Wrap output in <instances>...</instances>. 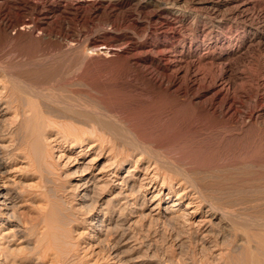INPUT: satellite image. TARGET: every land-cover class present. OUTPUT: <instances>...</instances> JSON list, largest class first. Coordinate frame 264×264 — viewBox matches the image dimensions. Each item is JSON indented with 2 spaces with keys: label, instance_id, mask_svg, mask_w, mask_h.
<instances>
[{
  "label": "rangeland",
  "instance_id": "1",
  "mask_svg": "<svg viewBox=\"0 0 264 264\" xmlns=\"http://www.w3.org/2000/svg\"><path fill=\"white\" fill-rule=\"evenodd\" d=\"M260 1L259 7L257 4L251 8L252 10L250 9V14L255 17L263 14L261 10L264 9V0H257V2ZM11 13L14 15L13 11ZM100 17L95 20L91 19L90 22L76 21L75 31L94 34V32H100L102 27H109L111 21L107 19V16L103 14V17ZM124 26L122 27L123 32L127 31L126 28L129 32H133L132 28ZM92 28L94 31H91ZM188 29L191 31L194 29V31L191 32ZM184 30L189 34L196 33L194 26H189ZM137 36L141 37V34ZM26 41L23 39L22 45L18 43L10 47L1 40L0 62L10 65L15 71V62L19 64L17 66H22L21 62L25 61L28 52L35 63L55 62V64L47 65L51 69H38L41 74L37 69L34 70L36 76L41 78L46 72L49 74L48 70L51 71L57 65L55 75L51 76L54 77V82L69 78L70 85L68 83L64 85L68 84L66 86L71 89H79L80 93L78 92L77 96L79 95L82 100L90 103L99 104L101 100L107 99L115 101L114 104H122L121 106L128 110V115L132 119L135 118L133 121L138 120L137 123H141L140 125L143 126V130L152 143L145 146L142 154L139 150L134 154L130 152L132 154L127 159L126 167L120 173L123 175L130 170L132 175L129 177L130 183H135L136 193L130 194L128 190L127 198L117 197L116 199L115 194L117 195L125 185L118 184L121 181L120 178H115L112 183L105 179L98 183L99 191L96 189V194L100 196L95 198V203L92 199L83 201L80 198L83 191L74 187L84 169L83 160L85 163L87 161L91 163L89 165L93 173L107 169L113 160L108 158V151L103 155H97L98 148H95L89 151L79 163L75 162L73 158L79 155L80 146L79 144H74L73 147L72 145L66 146L64 139L72 138V141H75L76 134L88 131V128L90 132L91 127L80 122L50 116V126L46 127L45 132L42 131L45 150L41 157L44 158L41 159L40 152L32 148L23 150L24 152L17 151L10 158L9 156L4 158L8 164L11 163L8 166L11 171L8 178L11 182H15V186L21 192L23 191L24 203L22 202L20 211H23L25 218L29 217L27 220L32 219L30 221L34 222H31V225L28 221L29 234L26 238L28 241L22 238L20 241V237L11 236L14 240L10 237L5 239L4 243H0V247H3V249L0 248V252H7L12 259L17 256V259L9 261L10 264H139L135 262L138 257L142 264L219 263L221 253L226 250L219 249L220 246L216 244L222 239L218 235V225L215 226L216 224L209 220L207 210L210 203L208 202L213 200L211 202L213 204L233 205L235 209L237 206L236 210L240 213L253 215L264 213V47L251 44L239 56L236 55L229 61L226 72H224L225 79L230 83V95L237 100L235 107L239 111L248 110L254 113L252 122L244 125L247 115L242 116L240 112L229 120L206 117L184 98H178L171 93L140 83L135 79L127 61L123 58L98 57L96 61L93 59L94 64L90 65V69H84L79 66L83 64L82 57H85L83 53L88 52L84 44L77 54L68 56L65 51L59 49L57 41L47 40L43 43L28 40L29 46L24 44ZM63 48L65 49V43ZM208 69L213 77H209L207 84H211L215 75L220 73L219 66ZM17 70H22V68ZM4 73L0 71V79L4 80ZM0 85V95H3L5 93L3 82ZM256 93H259L258 98L255 97ZM33 103L36 108L39 107V102ZM48 106L55 108L52 111L59 109L53 105L48 104ZM13 108L5 113V122L4 120L0 122V127H3L0 128V132L5 130L7 132H4L6 135H3L4 137L0 140L1 144L4 143L6 152L15 148V136L11 132L15 127L17 114L15 107ZM104 133V130H100L91 137L98 139L104 137ZM105 137L110 136L105 135ZM56 139L58 140L55 141ZM81 148L87 151L89 146L85 145ZM60 188L66 189L63 196H57L63 193L59 191ZM70 192L74 194L71 193V195ZM68 194L73 196V199ZM107 201L112 202L110 206L118 203L115 207L122 206L119 209L124 208L126 217L128 216L125 224L118 226L119 228H113L114 230L108 229L105 221L103 224H100L97 219L91 221L95 213L99 214V218L104 217V213L98 212L104 207L103 204H107L105 203ZM52 203L53 205L55 203L58 209L62 208L57 209L58 214L53 213L55 215H52L49 207ZM59 211L65 212V217ZM51 216L53 219L50 218ZM214 220L218 221L219 218ZM121 229L125 230L122 232ZM111 230L115 232L112 231V233ZM122 234H124L123 238H120ZM28 242L29 245H27ZM112 243L119 246L121 259L126 261L113 256ZM204 248L208 250L203 251Z\"/></svg>",
  "mask_w": 264,
  "mask_h": 264
},
{
  "label": "bare ground",
  "instance_id": "2",
  "mask_svg": "<svg viewBox=\"0 0 264 264\" xmlns=\"http://www.w3.org/2000/svg\"><path fill=\"white\" fill-rule=\"evenodd\" d=\"M257 4L259 7L261 1L0 0V39L10 47H13L18 43L21 44L23 39L43 43L47 40L50 42L57 41L56 43L58 44L59 49L65 51L68 56H70V54L74 56V54H77L80 49L82 50L85 45L88 52L83 53L85 55L84 58L81 56L82 59H84L83 64H79V66H82L84 69L89 68L93 63V59L96 61V58L98 59V57L123 58L127 61L135 79L140 83L171 93L178 98H184L188 103L192 104L200 114L203 116L206 115V117L211 116L218 119L229 120L232 119L237 112H240L242 116L247 115L246 123H244V125H248L252 122L254 113L248 112V110L239 111L235 107L237 100L230 95V83L225 79L224 72H226V67L229 61L236 57V55L239 56V54H241L246 48H249L251 44H258L264 47V9L262 8L261 11L263 14L260 16L255 17L250 14V9ZM12 11L14 12V15H11ZM103 14H105L107 19L111 21L109 27H102L99 30L100 32H94V34L75 31L74 24L76 21L90 22L91 19L95 20L97 17H103ZM124 25L132 28L133 32H129L128 28H126V32H123L122 27H125ZM189 26L195 27V34H189V32L184 30ZM93 28L91 31H94ZM192 31H194V29ZM140 34L141 37H138L137 35ZM27 41L24 44L29 46ZM63 42L65 43V49H62ZM25 51L29 50L25 49ZM73 58L70 59L73 60ZM51 64H55V62L35 63L30 52L26 53L25 61L21 62L22 66H17L19 64L15 62V71H13L10 65H5L0 62V71L5 72L4 80L0 79V83L3 82L4 84L3 89L5 92L3 95H0V122L3 120L5 122V113L10 108L14 109L13 107H15L17 114L15 127L11 132V134H14L13 136H15V148L11 149V146L7 147V149L11 150H9L10 152H6L5 145H3L4 143H0V243H4L11 236L13 238L15 236L20 237V241L21 238L27 240L26 238L29 234L28 224L29 222L30 224L33 222L30 221L32 219L27 220L29 217L25 218L22 214L23 211H20V207L24 203L23 191L21 192L15 186V182H11L8 178V174L11 172L8 169V166L11 163L8 164V161L4 158L8 156L10 158L15 152L28 150L30 148L38 150V152H40V158H44L41 157L45 150L42 141L44 138L42 131L45 132L46 127L48 128V126H50V116L63 118V120L66 121L71 120L74 122H80L87 127H91L90 132V128H88V131H82L81 134H74L76 136L75 141H72V138L64 139V145L66 146L72 145L73 147L74 144H79L80 146L79 155L73 158L75 162L78 161L79 163L81 159H84L88 155L89 151H92L95 148H98L97 155H103L108 151V158L113 160L110 166H107V169H101L97 173H93L90 170L91 167L89 161L85 163L83 160L84 169L81 171L76 186L73 185L83 191L80 195V198L83 201L90 199L94 201L96 197L100 196H97L96 189L98 188V183L105 179L109 183H112L115 181V178H120L121 181H119L118 184L125 185L123 188L120 187L121 190L117 195L115 194L116 199L117 197L127 198L128 190L130 191V194L132 192L136 193L134 186L135 183H130L129 177L132 176L130 170H127L125 173L123 172V175H120V173L123 168L126 167L127 159L131 156L130 154H132L130 152H133L134 154L135 151L137 152V150H139L142 154V152L145 151V146H147L148 143H152L147 137L148 135L146 132L143 130V126L140 125L141 123H137L138 120L137 122H134L133 120L135 118L132 119L128 115V110L122 107V104H114L115 101L107 99L101 100L99 104L90 103L82 100L79 95L77 96L79 89H71L66 86L68 84L70 85L68 82L69 78L68 80H56L54 82V77L52 78L51 76L53 74L55 75L57 65L51 71L47 69L49 74L46 72L41 78L36 76L34 70L41 68L51 69L50 66H47ZM218 66L220 73L215 75L211 84H207L209 77H213L208 71V68ZM19 68H22V70H17ZM39 72L41 74V71ZM65 83L68 84L64 85ZM136 87L138 86L136 85ZM255 97L258 98L259 93H256ZM36 101L39 102L38 108H36L33 103ZM48 104L56 106L59 109L52 111L55 108L48 106ZM54 122L56 123V121ZM100 130H104V137L93 139L91 136ZM4 132H6V130ZM4 132H0V140H2L1 137H4L3 135H6ZM105 135L110 137H105ZM57 140L58 139L55 141ZM91 141L93 142L90 143ZM85 145L89 146L88 149L86 148L87 151L85 148H81L83 146L85 147ZM83 150L84 152H82ZM71 157L72 156H70V158ZM154 158L156 157L154 156ZM111 160L109 161L111 162ZM52 175L55 174L53 173ZM4 178L7 179L4 180ZM73 182L74 181H72V183ZM63 187L66 188L65 184H63ZM65 190L66 189L60 188L59 191H62L63 193H56L57 196H63ZM72 192H70V194ZM70 194L68 195L71 196L74 193ZM72 197L73 196H71V198ZM211 202H208L210 205H208L207 210L210 216L209 220L210 222L215 223V226L218 225V235L220 239H222L216 244L217 246H220L219 249L223 248V250H226L223 253L220 252L221 258H219V263L216 264H264V213L260 215L240 213L236 210L237 206L235 209L233 205L230 206L227 204L223 206ZM105 203L107 204H103L104 207L98 212L100 214L104 213V217L99 218V214L95 213L91 218V221L97 219L100 224H103V221H105V225L108 226V229H115L120 225H124L128 217H126V213L123 210L124 208L119 209L122 206L119 208L115 207L118 203H113L111 206L109 204L112 202L107 201ZM51 205H49V207L52 215H55L53 213L58 214L57 211L62 209L61 207L58 209L57 205L55 206V203L54 205L53 203ZM102 209H105L106 211L104 212ZM64 210L67 211V209ZM117 212H119L118 215ZM64 213L62 212L61 214L64 215ZM49 214L50 213H48V215ZM43 216L45 217V214H43ZM73 216H75V214ZM50 218L53 219L52 216ZM217 218H219V220L215 221L214 219ZM54 219L56 221V218ZM57 219L59 220V218ZM70 219L71 218H69V220ZM72 221L74 220L72 219ZM113 230H111V232ZM107 232L110 233V231ZM123 235L124 234H122L120 238H123ZM142 237L140 239H142ZM13 238L12 240H14ZM27 245H29V242ZM113 246L114 255L113 253L112 255L117 256L122 261H126L121 259V253L118 251L119 246H115V243ZM0 248L3 249V247ZM23 248H25V246H23ZM207 250V248L203 249V251ZM10 257L11 255H8L7 252H0V264H10V260L17 259V256L13 259ZM133 258L131 259L133 260ZM138 258L135 259V262L142 264Z\"/></svg>",
  "mask_w": 264,
  "mask_h": 264
}]
</instances>
